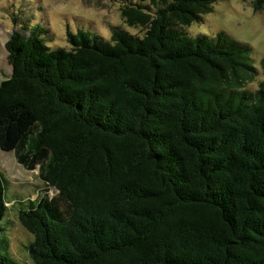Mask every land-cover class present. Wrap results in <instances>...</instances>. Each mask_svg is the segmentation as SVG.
Listing matches in <instances>:
<instances>
[{
    "label": "trees",
    "instance_id": "16d2710c",
    "mask_svg": "<svg viewBox=\"0 0 264 264\" xmlns=\"http://www.w3.org/2000/svg\"><path fill=\"white\" fill-rule=\"evenodd\" d=\"M158 2L150 18L120 8L141 35L4 41L0 150L54 189L16 202L33 264H264V56L246 90V46L176 28L214 0ZM0 244V264H20Z\"/></svg>",
    "mask_w": 264,
    "mask_h": 264
},
{
    "label": "rangeland",
    "instance_id": "374dc122",
    "mask_svg": "<svg viewBox=\"0 0 264 264\" xmlns=\"http://www.w3.org/2000/svg\"><path fill=\"white\" fill-rule=\"evenodd\" d=\"M123 5L139 9L150 18L160 4L158 0H0V80L10 73L3 44L11 31L28 34L36 28L49 48H67V32L76 33L78 30L108 39L109 29L117 26L141 35L144 24L136 20L132 24L126 23L121 16ZM176 28L190 37L197 34L214 36L223 32L246 46L256 74L242 87L254 91L263 76L259 60L264 56V7L253 9L251 0H214L209 11L201 14L199 20ZM36 169L25 170L16 163L11 151L0 150V174L6 181L3 197L14 203L0 219V238H7L9 256L20 264H33L26 252L32 234L16 220V200L54 194V189L41 183ZM0 250L5 251L1 244Z\"/></svg>",
    "mask_w": 264,
    "mask_h": 264
},
{
    "label": "crops",
    "instance_id": "0c3cea01",
    "mask_svg": "<svg viewBox=\"0 0 264 264\" xmlns=\"http://www.w3.org/2000/svg\"><path fill=\"white\" fill-rule=\"evenodd\" d=\"M12 152V151H11ZM12 154H13V152H12ZM13 157H14V154H13ZM14 160L16 161V159H15V157H14ZM16 163L17 164H19L21 167H23L20 163H18L17 161H16ZM24 168V167H23ZM37 167L35 166L33 169H36ZM25 170H28V169H26V168H24ZM33 169H30V170H33ZM36 171H37V169H36ZM2 175V174H1ZM37 189L39 190V185H38V187H37ZM38 196H40V195H38ZM23 199H25V198H20V199H17V200H23ZM16 200V201H17ZM31 200V199H30ZM12 202V201H11ZM10 201L8 202V201H6L5 202V204L6 203H9L8 205L6 204V206L8 207V209H9V207H11V206H13L14 205V203H11ZM10 205V206H9Z\"/></svg>",
    "mask_w": 264,
    "mask_h": 264
}]
</instances>
